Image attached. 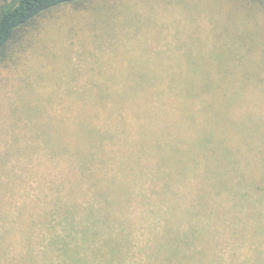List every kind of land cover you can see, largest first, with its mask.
I'll return each instance as SVG.
<instances>
[{
	"label": "rangeland",
	"instance_id": "374dc122",
	"mask_svg": "<svg viewBox=\"0 0 264 264\" xmlns=\"http://www.w3.org/2000/svg\"><path fill=\"white\" fill-rule=\"evenodd\" d=\"M169 81L198 95L201 129L189 123L190 132H209L217 173L225 167L229 181L215 190L225 180L202 172L155 178L153 158L132 150L131 135L111 117L101 119L114 137L102 156L110 164L91 173L110 202L116 185L120 206L109 221H125L129 235L121 264H154V235L165 221L204 232L217 264H264V183L256 189L254 182L264 176V0H91L39 17L0 66V210L9 221L24 207L38 221H66L57 214L64 201L74 206V221H89L106 198L70 157L61 164L53 158L52 142H67L90 115L106 116L99 104L91 111V98L135 95V104L127 101L135 118L141 112L137 123L177 114L182 96L165 92ZM152 83L159 86L145 98L134 89ZM184 151L173 160H199L189 146Z\"/></svg>",
	"mask_w": 264,
	"mask_h": 264
},
{
	"label": "trees",
	"instance_id": "16d2710c",
	"mask_svg": "<svg viewBox=\"0 0 264 264\" xmlns=\"http://www.w3.org/2000/svg\"><path fill=\"white\" fill-rule=\"evenodd\" d=\"M83 1L91 0H0V66L7 61L17 37L27 31L39 17L55 8ZM168 84L169 87L164 89L165 92L168 90L167 94L179 90L178 94L182 96L180 97L182 101L175 107L177 114L161 113L162 115L150 119L152 122L143 120L142 123H137L141 112L136 111L138 118H135L133 107H130L131 103L128 102L132 101L135 104V95L128 97V93H125L91 98L90 106L92 107L93 103L99 104L104 110L106 109V116L103 114V117L100 115L99 117L94 113L95 117L90 115L81 130H72L73 135H70L67 142L62 138L54 140L51 144L53 158L61 164L70 157L71 165L78 168L82 177L88 173L92 174L93 170H102L100 164L107 162L102 157L107 147V140L114 137H111V130L104 128L106 123L101 124L103 122L101 119L108 120L111 117L114 127H118L120 133L131 135L132 143L129 142V144L132 150L153 158L154 167L150 166V168L153 169L155 178L159 175L171 176L172 173L202 172L200 176L212 175L222 181L225 180L224 182L216 180L211 185L215 190L224 188L229 180L223 176L222 170L225 167L221 168L220 175L217 173L220 169L217 165L220 163L215 162L213 158L215 156L212 154L214 141L209 136V132L205 137L201 130L196 135L190 132L189 123L200 128V109L196 104L198 95L196 92H186L183 87L179 89L180 82L169 81ZM158 86L159 84L152 83L144 89L145 91L139 86L134 89H137L138 95L143 94L145 98L149 88ZM161 91L164 92L163 89ZM109 103H112L111 107H107ZM118 108L122 109V113L125 111L127 113L129 109L130 111L126 115H118ZM150 110L155 113L152 109ZM115 113L117 117L114 116ZM167 123L173 126H168ZM171 135H174L173 140L171 138L165 140ZM188 146L190 152L199 160L194 159L193 165L186 163V166L185 163L183 165L173 160L187 154L184 149ZM126 160L124 158L122 163L131 165ZM107 163L110 164V161ZM143 163L145 162L142 161L141 166H144ZM127 166L124 167L127 168ZM213 166H215L214 172ZM254 182L256 189H262L264 176L255 178ZM89 184L99 199L106 198L105 192L101 191L102 179L94 175L90 176ZM109 188V192L113 194V197L115 195V199L112 197L113 201L110 202L106 198L102 201L103 204L100 203L99 207H96L99 210L95 211L96 213L92 208L89 221H74V206H69L64 201L59 202L57 214L66 221H38L26 207L19 209L17 221H9V214L4 215V211L0 210V219L7 220L0 221V264H121L124 259V246L129 242L128 227L125 221H109L111 218L114 219L113 212L120 206L119 196L116 195L115 190L116 185L113 187L111 184ZM113 208L114 210H111ZM47 217H52V213ZM254 226L257 227V223H254ZM60 227L61 230H59ZM202 234L204 232L192 227V223L187 232H181L173 221H165L163 231L154 235V237L158 236L154 241L153 252L156 253L154 264H217L216 254L209 249L208 241L207 246L201 241ZM255 264L259 263L255 262Z\"/></svg>",
	"mask_w": 264,
	"mask_h": 264
}]
</instances>
